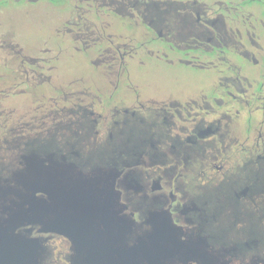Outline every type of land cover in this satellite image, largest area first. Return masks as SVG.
<instances>
[{"label":"flooded vegetation","instance_id":"1","mask_svg":"<svg viewBox=\"0 0 264 264\" xmlns=\"http://www.w3.org/2000/svg\"><path fill=\"white\" fill-rule=\"evenodd\" d=\"M94 1L138 20L158 49L106 37L89 59L102 80L72 81L31 123L0 129V218L31 166L51 188L48 224L18 225L9 252L28 264H264V0ZM150 60L210 76L148 93L130 68Z\"/></svg>","mask_w":264,"mask_h":264},{"label":"rangeland","instance_id":"2","mask_svg":"<svg viewBox=\"0 0 264 264\" xmlns=\"http://www.w3.org/2000/svg\"><path fill=\"white\" fill-rule=\"evenodd\" d=\"M96 31L102 41L96 39L100 38ZM144 32L138 20L100 6L99 1L60 0L53 4L48 0H0V129L31 123L40 98L48 102L50 96L64 95L61 90L66 92L72 81L76 87H87L93 79L102 80L89 59L95 57L94 48L107 47L106 37L130 46L142 42L149 50L158 49L157 42L152 43L151 35ZM103 64L99 62L97 69ZM25 69L36 70L43 78L29 76L26 82ZM130 73L148 93L183 92L207 82L210 76L208 70L170 67L153 60L144 66L133 64ZM104 86L111 88L112 83Z\"/></svg>","mask_w":264,"mask_h":264},{"label":"water","instance_id":"3","mask_svg":"<svg viewBox=\"0 0 264 264\" xmlns=\"http://www.w3.org/2000/svg\"><path fill=\"white\" fill-rule=\"evenodd\" d=\"M29 174H26V188L25 192L18 196L19 201H13L9 206L10 212L8 218H0V264H28V259L17 257L16 254H11L9 251L12 249H19V247L8 246L7 244L12 241L24 240L22 236H19L14 232L15 228L18 225L26 223H35L38 222V218L44 220L45 224H48L49 217L52 212V204L49 199L51 198V188L49 186L48 179L43 182V178L34 171V167ZM102 172V171H101ZM104 179H102L101 186H104L103 189L99 190L104 192L103 200L109 202L107 194L108 190H111L110 179H105L107 175H110L107 170L103 172ZM88 176L93 175V173L87 174ZM97 182V181H96ZM94 182V184H96ZM86 183L90 185L89 191L92 192V180L89 179ZM34 185H40L42 187H36ZM36 192H43L48 196V199L36 197ZM87 197L90 199L92 196ZM25 221H24V220ZM44 230H50L49 227H45ZM7 243V244H5Z\"/></svg>","mask_w":264,"mask_h":264},{"label":"trees","instance_id":"4","mask_svg":"<svg viewBox=\"0 0 264 264\" xmlns=\"http://www.w3.org/2000/svg\"><path fill=\"white\" fill-rule=\"evenodd\" d=\"M48 1L55 4V3H58L60 0H48Z\"/></svg>","mask_w":264,"mask_h":264}]
</instances>
